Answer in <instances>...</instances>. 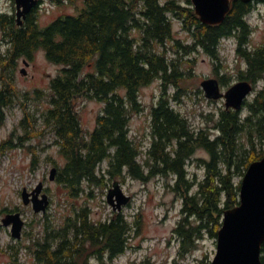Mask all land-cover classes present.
Returning a JSON list of instances; mask_svg holds the SVG:
<instances>
[{"label":"trees","instance_id":"16d2710c","mask_svg":"<svg viewBox=\"0 0 264 264\" xmlns=\"http://www.w3.org/2000/svg\"><path fill=\"white\" fill-rule=\"evenodd\" d=\"M9 1L15 5L14 0ZM66 1L75 4V0ZM182 1L85 0V7L77 15L61 16L46 27L38 19L41 0L22 26L17 23L15 9L12 13L0 11L3 77L10 76L19 60H32L40 49L45 50L51 63L62 66L60 74L50 82L46 98L49 108L35 113L21 100L24 117L10 138L1 143L0 150L53 136L65 160L62 167L53 163L58 168L56 181L73 199L82 196L86 184L101 183L99 171L105 162L107 174L102 177L110 176L111 181L130 176L147 183L153 178L173 177L174 184L168 181L166 186L182 202L175 236L179 240L178 258L184 260L197 250L207 233L217 238L225 211L240 204L241 182L235 179L244 177L252 163L264 158V90L247 100L239 111L222 108L219 114H202L213 126L196 129L173 106L185 92L179 82L187 74L192 75L193 66L189 73L182 67L184 63L193 65L194 61L185 57L202 52L220 60L222 40H235L236 53L246 65L240 68L238 79L250 82L255 91L264 83V42L251 47L254 27L248 16L253 4L231 0L224 22L206 25L197 16L192 1ZM173 17L181 21L190 42L175 37ZM87 68L93 71L83 74ZM155 81L161 82L162 93L151 109L152 142L144 153L130 137V121L134 114L143 111L142 88ZM220 82L226 86V82ZM171 88L177 89L173 95L168 94ZM36 94L45 95L42 91ZM80 96L104 104L96 128L90 133L82 128L73 110V101ZM23 97L29 99L27 93ZM20 99L14 85L4 81L0 112ZM28 149L35 169L40 152L32 146ZM199 150L209 156L197 161L205 170L202 180L197 179L196 173L191 178L189 171ZM17 211L18 208L10 210L0 203V217ZM139 223L135 222L137 228ZM1 230L0 224V233ZM131 230L133 225L123 213L95 221L88 206L75 208L61 223L54 224L47 215L39 235L25 233L28 245L9 246V264H30L20 257L24 249L31 254L32 264L113 263L128 250ZM178 260L175 264H181ZM261 261L264 264V244Z\"/></svg>","mask_w":264,"mask_h":264},{"label":"rangeland","instance_id":"374dc122","mask_svg":"<svg viewBox=\"0 0 264 264\" xmlns=\"http://www.w3.org/2000/svg\"><path fill=\"white\" fill-rule=\"evenodd\" d=\"M55 3L52 0H41L39 11V23L42 27L48 26L57 18L66 15H77L84 7L85 0H75V4ZM163 2L166 0H162ZM182 1V0H181ZM263 0L253 2V10L248 16L249 23L254 27L251 36V47L257 48L264 42V2ZM184 2V1H182ZM16 7L9 0H0V11L12 13ZM174 34L177 39L190 42V36L183 30L182 23L177 18H172ZM2 30L0 28V42L2 40ZM4 47V46H1ZM4 52V49L1 50ZM221 59L213 60L206 54L199 52L191 56H186L185 60L190 59L192 63H184L183 70L186 73L190 68L192 75H188L179 82V87L185 92L181 96L180 102H174L175 109L185 115L191 125L196 128L213 126L212 121H208L202 116L210 113L219 114L222 108L226 109L225 100H208L202 89V82L207 79H218L219 82H226L222 87L225 93L230 87L238 82V72L240 68H246L243 60L236 53V42L232 39H225L221 43ZM28 62V65L24 63ZM216 66L219 67L217 73ZM25 69L26 74L23 73ZM62 66L51 63L46 56L44 49H40L34 54L32 60L23 58L19 60L17 68L5 78L0 69V90L3 82L9 81L14 85L16 93L20 96V101H15L12 106L3 108L0 112V145L10 138L13 130L23 119L25 110L22 101L27 104V109L40 113L49 108L46 98L50 93V82L56 78ZM87 68L83 74L92 72ZM221 84V82H220ZM264 90V83H260L250 99ZM37 91L45 93L39 97ZM177 89L171 88L169 95H173ZM27 93L29 99H23ZM161 82L155 81L151 85L142 88L140 100L143 111L134 114L130 121V137L138 144L145 153L151 146V109L161 96ZM123 94V92H122ZM42 97V98H41ZM104 104L96 100H87L84 97H76L73 101L74 113L78 115L82 128L90 133L96 128L97 119L103 113ZM20 134V133H18ZM17 142V139L15 140ZM35 147L39 152V161L33 169V154L28 149ZM45 150H42V149ZM144 160L145 158L142 157ZM198 159H209L207 152L199 150L192 162L189 164V171L192 175L197 174V179L202 180L205 170L198 166ZM65 165V160L59 154L58 147L54 144L53 136L47 135L46 138L32 139L26 142L25 146L12 150H0V203L2 207L10 210L18 208L25 221L22 239L17 241L12 238L10 228L2 226L0 233V264H9L11 255L9 246L24 243L28 245V238L25 233L39 235L42 231L43 222L48 219L56 223H61L65 217L73 213L75 208L88 206L92 210V218L95 221L107 220L116 213L108 203V194L115 183L118 182L123 192L131 198L130 203L125 206L121 213L132 223L133 230L129 234V248L125 254L118 257L113 263L108 264H175V260L181 264H196L199 261L210 264L217 254V238L210 233L200 241L197 250L190 254L186 259L179 257V240L175 236V229L181 218L182 202L166 186L170 181L173 185V177L167 180L162 177L153 178L147 183L137 181L130 176L125 179L110 180V176L102 177L107 170V163L101 166V183L86 184L85 192L79 199H73L67 194V190L57 181H50V171L56 167ZM107 174V173H106ZM244 177H237L235 182H241ZM45 185L46 192L51 200L50 206L45 214H35L32 206H25L22 200V192L25 188L29 191L34 190L39 183ZM195 191V190H194ZM4 215L0 217L3 219ZM40 221V223H39ZM140 221L139 228L135 222ZM138 229V231H137ZM20 257L23 261L32 264L31 254L21 250Z\"/></svg>","mask_w":264,"mask_h":264},{"label":"water","instance_id":"95a60500","mask_svg":"<svg viewBox=\"0 0 264 264\" xmlns=\"http://www.w3.org/2000/svg\"><path fill=\"white\" fill-rule=\"evenodd\" d=\"M197 16L206 25H220L231 10V0H191ZM250 4L259 0H241ZM38 4V0H15L16 20L22 26L27 15ZM28 65L27 61H24ZM23 73L26 74L25 69ZM202 89L208 100H225L226 109L239 111L254 92V86L241 81L223 93L218 79L202 82ZM264 108V100H263ZM58 168L50 171L49 180L56 181ZM41 182L29 192L25 188L22 200L25 206H32L35 214H45L51 200L44 193ZM131 198L115 183L108 194V203L115 212H122ZM2 225L10 228L13 239H22L25 221L20 212L8 213ZM264 244V158L252 163L241 183L240 204L224 213L222 227L217 235V254L210 264H262L261 255Z\"/></svg>","mask_w":264,"mask_h":264},{"label":"flooded vegetation","instance_id":"af4514ba","mask_svg":"<svg viewBox=\"0 0 264 264\" xmlns=\"http://www.w3.org/2000/svg\"><path fill=\"white\" fill-rule=\"evenodd\" d=\"M31 191H32V190H31ZM45 192H46V189H45ZM6 214H7V213H5L4 216H5ZM1 226H3V225H2V219H1Z\"/></svg>","mask_w":264,"mask_h":264}]
</instances>
